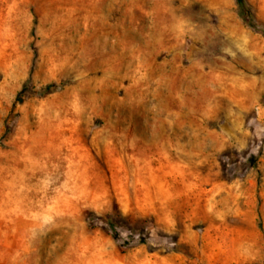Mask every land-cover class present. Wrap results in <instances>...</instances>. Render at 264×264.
Segmentation results:
<instances>
[{"label": "rangeland", "instance_id": "1", "mask_svg": "<svg viewBox=\"0 0 264 264\" xmlns=\"http://www.w3.org/2000/svg\"><path fill=\"white\" fill-rule=\"evenodd\" d=\"M246 2L0 0V264H264Z\"/></svg>", "mask_w": 264, "mask_h": 264}, {"label": "trees", "instance_id": "2", "mask_svg": "<svg viewBox=\"0 0 264 264\" xmlns=\"http://www.w3.org/2000/svg\"><path fill=\"white\" fill-rule=\"evenodd\" d=\"M237 4V13L241 20L245 23V25L253 26V22L251 20V13L249 7L247 5L246 0H235ZM62 83H48L42 89L41 93H48L55 90L57 87L61 86Z\"/></svg>", "mask_w": 264, "mask_h": 264}]
</instances>
